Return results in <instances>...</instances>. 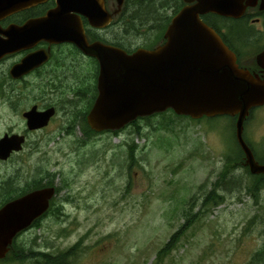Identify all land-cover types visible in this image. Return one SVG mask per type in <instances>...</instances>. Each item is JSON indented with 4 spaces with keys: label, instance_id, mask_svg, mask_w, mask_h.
I'll list each match as a JSON object with an SVG mask.
<instances>
[{
    "label": "rangeland",
    "instance_id": "1",
    "mask_svg": "<svg viewBox=\"0 0 264 264\" xmlns=\"http://www.w3.org/2000/svg\"><path fill=\"white\" fill-rule=\"evenodd\" d=\"M69 118L62 111L38 142L42 170L54 178V170L61 171L56 182L62 184L59 197L68 194L66 215L41 221L30 231L31 246L49 253L76 247L71 264L248 262L263 229L258 221L252 224L257 200L247 191L251 177L237 142L236 117L191 120L163 113L140 121L142 134L130 127L98 137L84 131L82 121L69 127ZM14 126H25L22 115L0 107V135ZM65 129L70 132L53 137ZM245 139L258 149L247 134ZM131 150L135 158L129 160ZM27 154L0 166V179L11 166L28 161ZM214 188L224 202L201 210ZM181 228L179 240L160 255ZM15 257L0 264H33Z\"/></svg>",
    "mask_w": 264,
    "mask_h": 264
},
{
    "label": "water",
    "instance_id": "2",
    "mask_svg": "<svg viewBox=\"0 0 264 264\" xmlns=\"http://www.w3.org/2000/svg\"><path fill=\"white\" fill-rule=\"evenodd\" d=\"M48 0H0V21ZM197 1L173 19L167 43L134 53L104 43L90 44L78 14L93 25L107 18L103 0H56L45 16L26 23L0 27V62L7 55L35 47L41 41L73 42L99 63L98 96L87 120L96 132L123 129L138 118L169 109L193 119L236 116V138L252 174L264 172L244 137L249 109L264 101V88L251 79L236 62V54L221 35L201 19L215 12L240 15V0ZM49 58L46 50L25 56L10 70L19 78ZM55 109H32L26 114L31 129L48 125ZM24 138L6 135L0 139V159L21 149ZM53 188L33 191L0 209V259L6 257L16 235L47 211Z\"/></svg>",
    "mask_w": 264,
    "mask_h": 264
},
{
    "label": "flooded vegetation",
    "instance_id": "3",
    "mask_svg": "<svg viewBox=\"0 0 264 264\" xmlns=\"http://www.w3.org/2000/svg\"><path fill=\"white\" fill-rule=\"evenodd\" d=\"M196 3L197 1L189 0H103V9L107 18L99 21L100 25H93L84 14H78V16L90 44L100 42L131 54L140 48L151 50L167 43V31L175 16ZM40 6L43 7L39 9ZM55 7L56 0H48L1 20L0 27L6 29L13 23L22 25L30 19L45 16ZM240 7V15L237 17L208 12L202 14L201 19L214 28L236 54V62L240 69L264 88V0H240ZM16 15L19 16L18 21L13 19ZM42 49L49 54L47 61L22 77H12L10 70L14 64L28 54ZM2 67L4 70L0 72V107L21 114L25 126L23 128L14 126L0 135V139L6 135H19L24 138L21 149L12 151L6 160L0 159V166L12 163L16 158L22 159L25 152L28 153L26 159L29 160H21L2 175L0 209L7 203L33 191L43 188L54 189L47 211L16 235L6 257L0 259V262L6 261L15 254L16 261L23 262L25 253H30L32 248L33 254L34 252L49 253L31 246L30 241H27L28 238H33L30 231H35L41 221L66 215L62 207L63 200L67 199L68 194L61 193L59 197L62 184L56 182L58 178L60 179L61 171L54 170L57 172L54 178L53 174L50 175L42 170L44 154L38 144L42 141L40 134L47 131L62 111H66L70 116L69 127L81 121L82 128L86 123L89 125L87 116L98 96L99 63L95 57L86 54L73 42L41 41L31 49L7 55L0 62V69ZM44 80H47L45 87L40 85V82ZM20 84L25 85V88L19 86ZM53 95H59V97L54 98ZM34 108L39 112L50 108L55 109V114L48 125L37 129L29 127L26 114ZM83 130L88 133L87 128ZM68 131L70 132L68 129L62 133L54 132L53 137L65 135L66 132L69 133ZM257 131L258 134H255ZM101 133L103 132L95 131L92 134L98 137L102 135ZM245 134L258 143V149L254 151L255 158L260 165H264V101L249 109L244 121V136ZM256 175L259 189L258 215L257 220H253L252 224L258 221L263 230L259 232V238H257L260 244L254 249L248 261L255 253L264 251V172ZM15 243L21 245L15 247ZM28 262L32 260L29 259Z\"/></svg>",
    "mask_w": 264,
    "mask_h": 264
},
{
    "label": "trees",
    "instance_id": "4",
    "mask_svg": "<svg viewBox=\"0 0 264 264\" xmlns=\"http://www.w3.org/2000/svg\"><path fill=\"white\" fill-rule=\"evenodd\" d=\"M45 6V5H43ZM43 6H40V8H42ZM18 15L14 16L13 19L15 21H18ZM164 114H173L176 118H182V117H186V116H182V115H177L173 110L169 109L165 112H163ZM163 113H156L153 114L151 116H145V117H141L138 118L137 120L129 123L128 125H126L123 129L120 130H116V131H104V132H113V133H119L120 131L126 129V128H133L134 132H136V134H142V131L140 129L141 124L140 121L142 120H148L151 117H156L158 115H162ZM191 120H201V119H192L191 117H189ZM204 118H211V117H204ZM86 126V127H85ZM85 126L83 127L84 129L87 128L88 130V134H92L93 132H95L87 123L85 124ZM97 133V132H96ZM245 137V136H244ZM246 142L250 145V147L252 148L253 151H256V148L253 146L252 143H250L247 139H245ZM238 142V141H237ZM130 145V143H128ZM241 152H243L241 146L239 145ZM244 153V152H243ZM129 160H132V158H135L134 155V151L131 150L129 151V154L127 155ZM245 168L247 170V173L250 175L251 180L249 181L248 185H247V191L249 192V194L251 195V197L254 200H257L259 198V189H258V185H257V175L256 174H252L250 171V168L248 165L245 164ZM225 174V173H224ZM54 177V175H53ZM226 175L223 176V178H225ZM224 196L223 194L219 193L215 188L212 189L204 198L203 203H202V207L201 210H203L204 208L207 207H211V206H216L219 205L221 203H223ZM223 201V202H222ZM200 210V211H201ZM184 228H181L178 232H176L172 237L171 240L169 241V243L160 251V255H163L165 252H168L169 249H171L173 247V245L175 244V241L179 240L180 234L183 232ZM15 247H17L18 245L20 246L21 244H14ZM33 248L30 249V253H25L24 256V260L26 261L27 259H31L32 262L34 264H71L70 263V258L75 255L77 253V248L73 247L70 250H66L63 252H58V253H44V252H34L35 254H33L32 252ZM34 251V250H33ZM16 259V257H15ZM249 264H264V251L255 253L251 259L248 261Z\"/></svg>",
    "mask_w": 264,
    "mask_h": 264
}]
</instances>
